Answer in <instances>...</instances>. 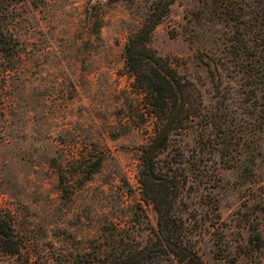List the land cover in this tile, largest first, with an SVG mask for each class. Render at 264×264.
I'll use <instances>...</instances> for the list:
<instances>
[{"label":"rangeland","instance_id":"rangeland-1","mask_svg":"<svg viewBox=\"0 0 264 264\" xmlns=\"http://www.w3.org/2000/svg\"><path fill=\"white\" fill-rule=\"evenodd\" d=\"M262 1L173 0L149 41L198 91L199 111L170 132L159 157L180 173L176 207L205 264H264V91H252L261 83L252 71L259 68L264 79V54L240 65V42L230 39L242 28L234 15L250 30L251 11ZM151 6V0L19 6L23 72L10 134L0 141V209L10 210L32 249L51 263L86 259L95 237L125 251L156 226L137 181L139 143L153 118L123 62L126 36ZM91 155L103 157L97 170L60 195L57 165L73 187Z\"/></svg>","mask_w":264,"mask_h":264},{"label":"trees","instance_id":"trees-1","mask_svg":"<svg viewBox=\"0 0 264 264\" xmlns=\"http://www.w3.org/2000/svg\"><path fill=\"white\" fill-rule=\"evenodd\" d=\"M172 1L151 0L150 10L140 24L127 34L123 45V62L132 75L134 91L140 94L146 114L153 118L150 135L139 143L137 181L141 198L150 202L155 210L156 226L151 231V236L142 243L133 244L125 251H111L110 244L102 239L103 237H95L89 245L91 255L79 263H73L70 259L64 264H157L162 261H165V264H205L187 238L186 226L176 207L178 194L183 186L180 173L173 169L168 161L161 162L159 157L170 132L183 127L185 122L197 114L200 106L198 91L192 82L184 77L166 56L158 54L149 42L154 26L166 13ZM22 2L23 0H0V141L10 134L11 117L15 115V90L23 72V47L15 30ZM262 6L264 1L261 2V7L257 6L251 11L254 28L250 30L246 29L245 20L239 17V13L234 15V19L242 23V28L236 27L238 35L229 38L240 42L235 51L238 59H241L240 65L247 62V56L250 59V56L257 58L264 54ZM250 40L255 43L250 45ZM215 64V61H210L208 67L211 68V65ZM259 70L256 68L252 71L253 79L261 82L260 85H254L252 91L261 95L264 91V79H260ZM70 155L76 158L72 151ZM102 158V155H91L81 163L82 166L80 165L77 171L78 178L71 181H77L73 187L66 182L69 179L64 176L62 166L57 165V186L60 195L69 196L76 186L97 170ZM0 264L61 263H51L40 257L32 249L30 240L25 238L10 210L0 209Z\"/></svg>","mask_w":264,"mask_h":264}]
</instances>
